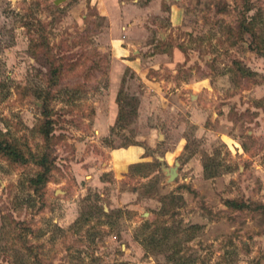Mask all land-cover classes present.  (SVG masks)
<instances>
[{"label": "rangeland", "instance_id": "374dc122", "mask_svg": "<svg viewBox=\"0 0 264 264\" xmlns=\"http://www.w3.org/2000/svg\"><path fill=\"white\" fill-rule=\"evenodd\" d=\"M261 54L264 0H0V264H264Z\"/></svg>", "mask_w": 264, "mask_h": 264}, {"label": "crops", "instance_id": "0c3cea01", "mask_svg": "<svg viewBox=\"0 0 264 264\" xmlns=\"http://www.w3.org/2000/svg\"><path fill=\"white\" fill-rule=\"evenodd\" d=\"M120 4H118V8L120 11L119 20H120V24L124 25L125 30L128 29L127 31H125V32H127V39L128 38L131 39L132 36H130V35H133L138 30H141V28H144V30H146L147 32L151 31L152 28H150V26L149 27L147 26L148 22H146L145 19H142L143 17H138V18L132 19V20L127 18V16L130 14V11H129L128 7H126L125 1L124 2L121 1ZM131 8L133 9L135 7H133V5H131ZM143 10H144L143 8H140V9L137 8L138 15L140 13H143ZM177 14L180 17L183 16L180 11H178ZM171 16L172 15H170V17ZM145 17L147 18L148 16H145ZM151 26H153V25L151 24ZM125 42L127 44L126 50L131 51V53H133L134 51L130 50V47H128V45L131 46V42L130 41H125ZM173 54H174L173 55L174 56V62H171L169 64V66H173L176 63H181L182 59H184V54H182L179 50L178 51L174 50ZM124 58H126L125 53H123V55H120L119 58H117L119 63H117L116 65L120 66V67L129 66L131 63H136L138 58H140V57H135L131 60L130 59H124ZM150 68H153L155 70L159 69L160 64H158L156 62H151L150 65H145V67H143L141 65V68L136 70L137 73L135 75L144 84L142 87L143 91L141 94H139V97H140L139 100L142 99L140 101V104H139V106H141V108L140 107L139 108L143 111L146 110V112L148 111L147 109L151 105L149 103V100L147 99L148 95H153V94L157 95V94L163 93V91H162V89H163L162 83L164 82L163 79H161V78L157 79L154 76H150L148 74ZM115 73H116L115 74L116 75L115 80H117L119 78L118 71H116ZM184 85H185L184 89H183V87H181L180 89H176L177 91H179L178 92L179 95L185 94V90H186L187 96L189 98L195 97L196 103L197 102L203 103L202 97L200 95V91L203 89V86H204L203 80L202 81L201 80L191 81L190 83H187ZM144 108H145V110H144ZM117 112H118V106H117L116 116H117ZM116 116H115V119H116ZM106 118H107V116H106ZM106 122H108V121H100L101 126L105 128L107 126ZM108 124H111V123L108 122ZM111 155H112L111 161L114 162L115 167H117L118 169L119 168L122 169V171L124 170V168H126L127 165L138 162V160H140L144 157L143 156V150L139 144H133V145H130L128 147L117 148L111 152Z\"/></svg>", "mask_w": 264, "mask_h": 264}, {"label": "trees", "instance_id": "16d2710c", "mask_svg": "<svg viewBox=\"0 0 264 264\" xmlns=\"http://www.w3.org/2000/svg\"><path fill=\"white\" fill-rule=\"evenodd\" d=\"M253 49H255V50H258L257 48H253ZM263 57H264V54H261ZM0 149L2 150V151H4L7 155H10V156H12V155H17L13 150V148L12 147H9V146H2V147H0ZM42 176V175H41ZM228 202H230V201H228ZM232 204H233V202H232ZM198 225V224H197ZM196 225H192V227H195ZM146 228L145 229H147V228H149V224L147 223L146 224V226H145ZM183 230H185V231H187L188 229H183ZM167 233V230L164 228L163 230H162V234H166ZM144 240H146V235H145V238H144ZM159 242H162V240L161 241H159Z\"/></svg>", "mask_w": 264, "mask_h": 264}, {"label": "water", "instance_id": "95a60500", "mask_svg": "<svg viewBox=\"0 0 264 264\" xmlns=\"http://www.w3.org/2000/svg\"><path fill=\"white\" fill-rule=\"evenodd\" d=\"M60 0H55V3H58ZM178 162L175 163L174 166L165 168V173L167 175V181H172L177 175V167H178Z\"/></svg>", "mask_w": 264, "mask_h": 264}]
</instances>
